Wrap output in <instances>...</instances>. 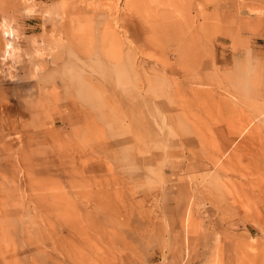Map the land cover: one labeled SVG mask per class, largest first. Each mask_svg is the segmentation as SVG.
<instances>
[{"label":"rangeland","instance_id":"374dc122","mask_svg":"<svg viewBox=\"0 0 264 264\" xmlns=\"http://www.w3.org/2000/svg\"><path fill=\"white\" fill-rule=\"evenodd\" d=\"M97 1L0 0V264H264V0Z\"/></svg>","mask_w":264,"mask_h":264},{"label":"bare ground","instance_id":"6f19581e","mask_svg":"<svg viewBox=\"0 0 264 264\" xmlns=\"http://www.w3.org/2000/svg\"><path fill=\"white\" fill-rule=\"evenodd\" d=\"M79 1V0H78ZM118 1L119 0H117V2H116V0H106V1H104V2H102V1H100L101 3V5H100V8L102 7H104L103 9H104V11H105V15H106V17H107V21L105 22V25H106V27L108 28V30L105 32V34L107 35V39L109 40V42L111 41V42H113L114 43V46H116L117 45V47H118V45H121V44H123L121 41L122 40H120L121 39V36L119 35L120 33L119 32H117L116 31V26H114V25H117V23L118 22H120V23H122V28L124 29V31H125V33L127 32H129L130 31V27L131 26H129L128 25V22H129V20L126 18V16H123V17H120V16H118L119 15V8H118ZM94 2V1H93ZM97 2H99V0L97 1ZM81 3V2H80ZM142 3H143V0H127V4H126V2H125V8H126V6H127V9H128V11H130V12H133L135 15L136 14H139V12H140V8L143 6L142 5ZM96 4H98L97 6L99 7V3H96ZM76 5V4H75ZM142 5V6H141ZM84 6V5H83ZM96 6V7H97ZM32 7V6H31ZM80 7H82V6H80ZM92 7H93V5H92ZM91 7V8H92ZM98 7H97V9H98ZM33 8V7H32ZM32 8H29V11H31L32 12ZM89 8V7H88ZM94 8H95V6H94ZM86 9V8H85ZM85 9H84V11H85ZM127 9H126V11H127ZM87 10V9H86ZM101 10V9H100ZM123 10H125V9H123ZM78 11V10H77ZM81 11V10H80ZM79 11V12H80ZM87 11H96V8H95V10L93 9H89V10H87ZM81 12H83V11H81ZM81 12H80V15H81ZM89 13V12H88ZM102 13H104V12H102ZM128 13V12H127ZM130 14V13H129ZM132 14V13H131ZM79 15V16H80ZM83 15V14H82ZM81 15V16H82ZM78 16V15H77ZM79 16H78V18H79ZM80 16V17H81ZM85 16H87V15H84L83 17H85ZM88 17V16H87ZM87 17L85 18V20L83 21V19L81 18V20L83 21H81L79 24L81 25V27L84 25L83 23L85 22H89V18L87 19ZM74 18H76V15H75V17ZM139 19V18H138ZM79 21H80V19H79ZM201 21V20H200ZM86 23V24H87ZM78 24V25H79ZM83 24V25H82ZM85 24V25H86ZM202 24H203V22L202 23H200V28L202 27ZM84 25V26H85ZM88 25V24H87ZM87 27V26H86ZM73 28H75V27H73ZM79 27H77V29H78ZM83 28V27H82ZM121 28V27H120ZM130 28V29H129ZM80 29V28H79ZM86 30H87V28H86ZM106 30V28L104 29V31ZM130 34V33H129ZM133 34V33H132ZM80 35V34H79ZM79 35H78V37H79ZM83 35V34H82ZM131 35V34H130ZM135 35V34H134ZM72 36V38L74 37L73 35H71ZM105 37V36H104ZM104 37H103V39H102V42H104L105 41V39H104ZM125 39H127V37L125 38ZM74 40V39H73ZM81 40V39H80ZM107 40V41H108ZM134 40V39H133ZM128 41V40H127ZM126 41V42H127ZM73 43L75 42V40L74 41H72ZM108 42V43H109ZM129 42V41H128ZM71 43V42H70ZM107 43V44H108ZM125 43V42H124ZM132 43V42H131ZM130 42H129V44H131ZM135 43V42H134ZM111 45V44H110ZM109 45V46H110ZM132 45V44H131ZM113 48V47H112ZM120 48V47H119ZM119 53V52H118ZM118 53H117V55H118ZM122 53V52H121ZM116 55V54H115ZM114 57V56H113ZM112 57V58H113ZM111 58V57H110ZM120 58V57H119ZM117 60V59H116ZM118 61V60H117Z\"/></svg>","mask_w":264,"mask_h":264},{"label":"crops","instance_id":"0c3cea01","mask_svg":"<svg viewBox=\"0 0 264 264\" xmlns=\"http://www.w3.org/2000/svg\"><path fill=\"white\" fill-rule=\"evenodd\" d=\"M0 121H1V119H0ZM1 136V135H0ZM4 136V135H3ZM2 136V138H3V140H2V142H7L8 140H6V138H4ZM8 138V137H7ZM11 141V140H10ZM208 167V165L207 164H205V163H203V162H198V163H191V162H189L188 164H185L184 165V171L186 170V171H191V172H194V171H197V170H204V169H206ZM137 204V203H136ZM136 211H141L142 212V208L140 209V207L139 206H137V205H135V212L134 213H136ZM136 221H137V223H141L143 220H138V218L136 219ZM136 233H138V230L136 229ZM141 234V236H137V237H135V239H132L131 240V242H135V244H137V245H141L142 243H143V236H144V234H143V232L142 233H140ZM143 250L144 249H141L140 250V254L143 256L144 255V252H143ZM156 250H158L157 248H155L154 247V249H152V251H154V252H156ZM148 251L150 252L151 250L150 249H148ZM142 252V253H141ZM147 252V251H146ZM148 255V254H147ZM151 255H152V253H151ZM126 257H128L129 255H125Z\"/></svg>","mask_w":264,"mask_h":264}]
</instances>
